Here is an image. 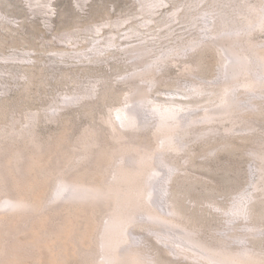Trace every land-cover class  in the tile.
<instances>
[{"label": "rangeland", "instance_id": "rangeland-1", "mask_svg": "<svg viewBox=\"0 0 264 264\" xmlns=\"http://www.w3.org/2000/svg\"><path fill=\"white\" fill-rule=\"evenodd\" d=\"M263 2L0 0V140L5 145L20 140L27 151L38 144L48 149L46 167L53 174L43 182L44 210L65 202L50 201L60 170L75 164L92 138L113 145L98 171L107 178L125 153L110 117L117 120L119 110L133 107L148 92L150 106L182 107L199 120L182 136L184 149L166 154L178 167L171 201L182 225L175 230L221 251L248 249L264 258V84L255 90L239 85L246 74L236 87L224 86L233 79L221 76L225 57L217 45L229 37V27L244 25ZM207 16L212 24L204 28ZM238 37L243 51L254 54L253 41L264 47V25ZM192 42L199 44L187 47ZM227 95L234 99L230 106L222 101ZM227 106L229 114L203 119L207 111ZM141 133L144 137H134L139 147L149 153L158 149L152 126ZM14 149L8 145L3 151L13 156L11 164L20 162ZM103 198L93 214L90 252L71 264L96 262L102 221L115 206ZM245 203L244 210L235 211ZM131 228L134 233L121 247L133 246L131 236H141L146 264H212L200 249L171 244L172 252L153 232L137 224Z\"/></svg>", "mask_w": 264, "mask_h": 264}, {"label": "bare ground", "instance_id": "bare-ground-1", "mask_svg": "<svg viewBox=\"0 0 264 264\" xmlns=\"http://www.w3.org/2000/svg\"><path fill=\"white\" fill-rule=\"evenodd\" d=\"M255 9L257 12L254 17L244 25L229 27V37L217 43L225 57L221 76L233 79L232 84L224 82V86L231 89L236 87L239 76L246 74L249 77L241 79L239 85L255 90L264 84V47L253 41L255 55L245 53L240 44L242 39L238 37L242 30L250 31L264 25V4ZM204 21V28H209L211 17L207 16ZM204 38H201V42ZM199 43L192 42L187 47ZM169 53L157 60H164ZM250 58L253 63H250ZM147 93L140 95L133 107L119 110L116 113L117 120L110 117L115 139L121 141L120 146H124L125 153L123 151L124 154L117 156V162L107 178H100L98 171L109 155L112 156L109 148L113 145L110 147L109 142L92 138L85 142L79 160L70 168L60 170L50 201L64 199L65 202L47 210L43 208V182L50 173L53 174L46 167L48 149L38 144L27 151L18 143L20 140L13 139L10 144L6 142L7 145L0 140V193L4 194L0 197V264H71L83 252L89 251L88 242L95 226L93 214L98 207L96 202L101 197L115 201V206L113 212L105 215L102 221L95 264H146L141 258V236H131L133 246L121 247L134 233L132 224L153 232L169 245L172 252H175V247L171 244H180L200 249V255L212 264H264L263 257L252 256L248 249L221 251L199 237L175 230V227L182 225L174 216L176 209L171 201L175 197L172 181L178 167L166 154L170 150L184 149L182 136L199 120L182 112V107L154 102L150 106L148 102L152 100ZM222 101L230 106L234 99L232 95H227ZM246 105L244 102L241 104ZM228 106L226 109L207 111L203 119L212 121L216 120L217 115L229 114L232 110ZM150 126L158 141L155 153L145 151L139 147L142 146L140 142L134 141V137L141 138L144 135L141 131ZM8 145L16 150L14 156L20 159L17 164L16 161L11 164L12 155L8 157L6 153L3 154ZM154 159L157 163H154ZM158 163L161 165L158 166ZM160 172H163L162 177ZM250 173L251 176L255 173L253 166L250 167ZM244 207L246 203L237 206L235 211L240 213ZM4 209L14 213L10 214ZM237 239L244 240V237ZM188 255L197 257L196 254ZM151 264L158 263L153 261Z\"/></svg>", "mask_w": 264, "mask_h": 264}]
</instances>
